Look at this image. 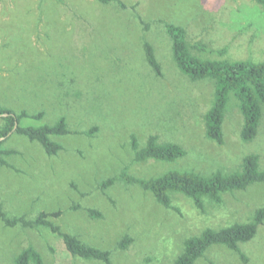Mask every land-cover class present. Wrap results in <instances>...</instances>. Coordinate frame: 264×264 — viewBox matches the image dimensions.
Masks as SVG:
<instances>
[{
  "label": "rangeland",
  "instance_id": "rangeland-1",
  "mask_svg": "<svg viewBox=\"0 0 264 264\" xmlns=\"http://www.w3.org/2000/svg\"><path fill=\"white\" fill-rule=\"evenodd\" d=\"M0 0V105L41 119L23 127L52 125L65 117L70 135L53 136L55 156L25 136L13 134L3 149L13 168L0 166V203L8 217H51L63 233L112 252L113 264H171L184 241L205 229L249 222L264 209V184L224 195L205 212L175 193L168 209L150 192L117 182L101 184L127 169L140 178L172 170L202 175L239 170L249 154L264 169V114L256 138L241 139L243 116L234 104L223 125L224 142L206 137L205 114L214 100L212 81L192 82L177 68L163 22L184 28L190 44L211 59L264 61V7L254 0ZM155 48L163 75L145 59L144 43ZM3 121L0 119V127ZM97 128L93 135L82 132ZM135 136L151 135L182 146L175 162H136ZM102 213L93 219L88 211ZM129 237L124 250L118 244ZM28 247L44 264H103L73 257L61 237L46 227H6L0 220V264H16ZM247 262L222 245L210 247L195 264H264V224L240 245Z\"/></svg>",
  "mask_w": 264,
  "mask_h": 264
},
{
  "label": "trees",
  "instance_id": "trees-1",
  "mask_svg": "<svg viewBox=\"0 0 264 264\" xmlns=\"http://www.w3.org/2000/svg\"><path fill=\"white\" fill-rule=\"evenodd\" d=\"M107 5L115 2L120 9L125 10L126 5L119 0H98ZM264 7V0H254ZM166 34L172 43L173 59L179 71L192 82L212 81L214 83V100L212 106L205 114L206 137L223 144V125L231 104L240 110L244 124L241 130V139L245 143L252 142L258 133V127L264 114V61L253 60L233 61L230 59H211L201 55L205 47L190 44L184 28L163 22ZM145 59L157 77L163 75L162 66L158 61L155 48L149 42L144 43ZM43 113L30 115L26 111L16 113L12 109L0 105V166L13 168L7 158L15 155L13 150L3 149V144L13 134L25 136L30 141L38 142L49 156H55L62 146L52 140L53 136H66L72 132L65 117H61L52 125L41 127H23L21 121L25 118L41 119ZM97 128L82 132L91 136ZM131 146L136 162L149 160L175 162L186 156L185 149L175 143L161 142L157 135L148 137L146 144L140 146L133 135ZM120 182L127 186H137L143 191L150 192L157 203L168 209H175L173 195L180 193L191 199L195 207L205 212V202L221 205L224 195L235 191L245 190L255 184H264V169L260 165L257 154L247 155L239 170L234 172L217 171L211 175H202L192 170H172L160 176L140 178L128 173L125 169L117 176L101 184L106 190L115 183ZM93 219L102 218V213L94 209L88 211ZM61 216L60 212L41 213L35 219L24 216L8 217L0 203V220L6 227H22L36 229L46 227L52 233L58 234L67 250L73 257L83 260L97 261L103 264L112 263V252L89 246L76 236L63 233L59 227L50 220L51 217ZM264 224V209H258L252 219L246 223H235L220 229H205L199 236L190 237L184 241L183 252L171 264H195L205 252L214 245H222L232 250L247 262L240 245L252 241ZM132 240L125 237L118 249L124 250ZM16 264H44L41 254L33 247H28L15 259Z\"/></svg>",
  "mask_w": 264,
  "mask_h": 264
}]
</instances>
